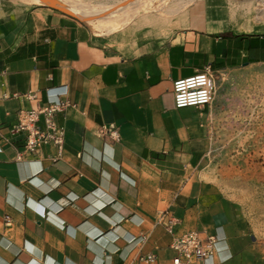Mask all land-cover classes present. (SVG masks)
I'll list each match as a JSON object with an SVG mask.
<instances>
[{
	"label": "crops",
	"instance_id": "obj_1",
	"mask_svg": "<svg viewBox=\"0 0 264 264\" xmlns=\"http://www.w3.org/2000/svg\"><path fill=\"white\" fill-rule=\"evenodd\" d=\"M257 14L198 0L174 24L105 36L52 6L3 4L0 264H173V237L156 224L165 210L180 220L176 234L218 236L221 225L225 241L216 248L221 259L231 256L225 264H264L249 220L233 202L203 196L207 186L196 179L218 126L216 106L177 108L174 99L175 82L208 66L218 76L264 63ZM31 92L39 101L27 99ZM61 92L72 103L57 117L62 158L45 147L18 161L26 142L15 131L18 111Z\"/></svg>",
	"mask_w": 264,
	"mask_h": 264
},
{
	"label": "rangeland",
	"instance_id": "obj_2",
	"mask_svg": "<svg viewBox=\"0 0 264 264\" xmlns=\"http://www.w3.org/2000/svg\"><path fill=\"white\" fill-rule=\"evenodd\" d=\"M35 1L0 0V14L6 3L20 8L48 5L88 23L97 34L135 36L140 27L159 29L178 22V14L198 0L189 4L179 0H50L41 4ZM227 1L243 14L257 12V19L264 21L263 9L255 1ZM120 5L123 8L117 7ZM109 10L117 19L102 23L97 18L78 16ZM212 104L216 106L218 126L213 132L209 156L201 166L204 171L196 179L207 186L203 194L207 199L233 202L238 215L249 220L252 236L264 246V63L239 64L219 72ZM218 216L225 213L214 218Z\"/></svg>",
	"mask_w": 264,
	"mask_h": 264
},
{
	"label": "built area",
	"instance_id": "obj_3",
	"mask_svg": "<svg viewBox=\"0 0 264 264\" xmlns=\"http://www.w3.org/2000/svg\"><path fill=\"white\" fill-rule=\"evenodd\" d=\"M66 92L57 94L31 109L18 111L15 131L25 134L26 142L18 150L17 160L22 161L27 155L39 154L45 147H53L56 151L54 160L61 159L64 153L65 130L58 122V115L65 112L72 103L61 96ZM217 93V76L208 66L197 75L179 80L174 84V99L177 108L210 106ZM29 101H39L38 94L31 92L26 95ZM109 137L117 141L119 136L115 130L107 131ZM10 218L6 216L8 224ZM179 219L169 210L158 214L156 224L165 228L172 235L171 248L175 252L173 264H225L231 256L221 259L216 248L217 236L203 237L197 232L188 231L175 235ZM154 255L147 256L144 261L153 262Z\"/></svg>",
	"mask_w": 264,
	"mask_h": 264
},
{
	"label": "bare ground",
	"instance_id": "obj_4",
	"mask_svg": "<svg viewBox=\"0 0 264 264\" xmlns=\"http://www.w3.org/2000/svg\"><path fill=\"white\" fill-rule=\"evenodd\" d=\"M163 2L165 1V0H162ZM179 1H181V2H187L188 4L191 2V1H193V0H179ZM252 1H255L256 3H258V5L261 7V9H263V12H264V0H245L244 2H247V3H251ZM42 2H50V0H36L35 1V3L36 4H41ZM162 2V3H163ZM75 3V2H74ZM136 3V2H135ZM124 5L126 4V3H123ZM186 4V3H185ZM123 5V6H124ZM79 6V5H78ZM118 8L119 7H121V8H123L122 7V5H120V6H117ZM181 7V6H180ZM179 7V8H180ZM186 7V5H184L183 4V6L181 7L182 9H184ZM116 8V7H115ZM114 8V9H115ZM124 8H126V7H124ZM127 9V8H126ZM131 10H132V8H131ZM135 11H136V9H134ZM178 10V9H177ZM260 10V9H259ZM93 11V10H92ZM179 11H181V10H179ZM94 12V11H93ZM262 12V13H263ZM75 13H76V11H75ZM113 12H112V10H109V11H101V12H97L96 14H93V13H87V12H83V13H79L78 14V16L80 17V18H83V19H87V18H97V19H99V20H101V22L103 23V22H106V21H110V20H115V19H117L116 17H113V14H112ZM119 14V13H118ZM107 24V23H106ZM173 214V213H172ZM217 229H218V236H217V240H216V243L218 244V243H220V242H223V241H225V239H224V231H223V229H222V227H221V225H219V226H217ZM188 232V231H187ZM193 232H197V231H193ZM197 233H199V232H197ZM183 234V233H182ZM175 235H177L176 233H175ZM212 236V235H211ZM209 237V236H208ZM217 246V245H216Z\"/></svg>",
	"mask_w": 264,
	"mask_h": 264
}]
</instances>
